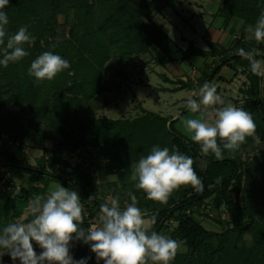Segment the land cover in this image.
<instances>
[{"label": "trees", "instance_id": "1", "mask_svg": "<svg viewBox=\"0 0 264 264\" xmlns=\"http://www.w3.org/2000/svg\"><path fill=\"white\" fill-rule=\"evenodd\" d=\"M166 4L173 6L174 1L9 0L3 9L9 19L8 34L27 25L34 27L37 40L46 34L52 35L51 39H46L45 51L59 54L69 61L70 67L52 79L53 89L44 101L56 118V135L50 153L45 155L46 149H43L35 164L20 158L12 149V143L23 135V131L2 117L1 110L7 99L0 94V229L7 225L9 208L13 218L20 215L30 196H46L51 181L76 190L81 200L93 196L81 227L87 229L93 217L97 220L103 202L91 194L95 192L89 169L83 163L71 164L63 156L64 152L73 153L90 146L93 154L107 155L110 164L121 171L149 154L154 145L168 147L170 151L176 146L182 154L193 159V168L203 184L202 192H197L190 185L182 186L171 194L166 204H161L147 199L142 190L134 187V182L126 184L129 193L137 197V206L142 211L146 210L148 217L156 215L151 231L169 233L171 238L183 241L186 246V250L178 252L170 264H264V153L254 154L242 167L243 152L258 137L264 136V105L259 97L264 77L250 71L247 59L239 54H228L225 48H216L213 43H210V49L198 47L193 42L186 47L180 46L153 19V13ZM220 9L226 20L236 16L244 21L239 28L240 37H243L246 28L255 24L264 10V0H220ZM70 10L75 17L74 31L71 29L73 41H57L54 38L57 14H69ZM79 29L80 34L77 35ZM115 43L140 50H147L149 45L156 44L161 49V53L154 57L156 63L168 60L178 62L196 54H221L213 64L204 63L196 81L172 80L164 76L165 80L178 83L173 88L197 90L209 82L222 65L235 67L237 63L241 64L247 70L249 79V97L241 107L253 116L255 138L247 137L238 150L231 153L224 150V158L216 159L211 153L202 155L200 146L175 127L176 118L169 114L144 107L141 114L131 118L96 116L81 111L79 103L68 100L66 93L91 96L103 89L102 84H98L101 66L110 46ZM251 44L256 45L264 57V42L255 44L253 40ZM38 89L35 86L32 88L33 97ZM71 168L72 174L66 171ZM21 172L28 173L34 183L18 187L11 196L10 179ZM6 173L10 179L4 178ZM240 191L243 204L235 195ZM209 199L217 205L223 204L229 214V220L225 222L217 218L216 221L224 225L221 229L207 228L187 210L193 204ZM126 200L131 202L129 194ZM171 220L175 221L172 228L169 227ZM249 232L251 240L246 242L245 235ZM69 251L75 260L88 258L86 264H104L103 260L97 261L95 254L88 252V244L81 241H71Z\"/></svg>", "mask_w": 264, "mask_h": 264}, {"label": "clouds", "instance_id": "2", "mask_svg": "<svg viewBox=\"0 0 264 264\" xmlns=\"http://www.w3.org/2000/svg\"><path fill=\"white\" fill-rule=\"evenodd\" d=\"M9 0H0V65L7 67L9 62H18L29 55L24 44H31L34 37L28 26L9 35L8 15L3 9ZM243 24L244 21H241ZM248 39L264 42V10L261 11L255 26L249 25ZM6 41V42H5ZM247 59L250 71L264 77V61L256 59L258 49L237 50ZM70 67L68 60L51 51L38 55L28 68V75L41 81H51L56 75ZM217 106V107H213ZM184 107L190 113H201L196 118H182L185 133L191 141L200 146L202 155L210 153L216 159L224 158V150L229 153L239 149L247 137L256 136V123L250 112L233 104H225L217 94L214 83L205 82L194 90L185 101ZM129 179L137 190H142L146 198L166 204L171 194L182 186H191L197 192L203 191V184L193 168V159L182 154L176 146H152L149 154L142 156L132 166ZM131 202L121 208L119 197H110L101 204L97 220L87 229L81 227L85 209L76 190L63 187L60 183L51 185L48 194L36 195L28 205L31 220L9 222L0 229V257L7 254L13 264H86L88 258L73 259L70 255V242L78 240L88 244L97 261L104 264H170L181 249L183 241L151 231L156 223V215L147 216L137 206V197L129 193ZM94 197L89 196L88 200ZM35 242L42 251L37 254Z\"/></svg>", "mask_w": 264, "mask_h": 264}, {"label": "rangeland", "instance_id": "3", "mask_svg": "<svg viewBox=\"0 0 264 264\" xmlns=\"http://www.w3.org/2000/svg\"><path fill=\"white\" fill-rule=\"evenodd\" d=\"M161 17L157 15L156 20L163 22V18ZM176 18L177 16L173 14L171 19L174 21ZM57 21L55 40L73 41L71 31H74L75 17L72 10H70L69 14L59 12L57 14ZM175 22L180 21L176 20ZM164 24L166 30L177 39V31L169 28L167 21ZM28 31L34 37L31 44L23 45L29 55L18 62H9L7 67L0 65V94L1 97L7 99L1 110V115L6 122L17 126L23 131V135L12 143L14 152L20 158L35 164L38 162L43 149H46L45 155L50 153L49 150L52 146L53 138L56 135L55 125L57 122L55 116L49 110V106L44 103L53 89V81L46 80L37 84L35 78L28 75V68L31 62L45 51L46 39H51L53 36L46 34L37 40L34 27L29 26ZM178 31L180 30L178 29ZM13 33L15 32L10 31V35ZM79 34L80 29L77 31V35ZM160 53L161 49L156 44L149 45L147 50H140L119 43L112 44L99 74L98 84H102L103 89L91 96H85L83 93L78 92H68L66 93V98L79 103L80 110L86 113L111 118H131L142 113L141 102L136 97L137 92H139L143 94L141 96L145 101L142 104L146 108L163 114L170 112L175 114L174 117L178 116L175 120V126L185 133L181 122L182 118H196L206 113L208 109L204 110L202 108L201 113H190L184 107L185 103L183 101L175 104L171 103L174 101L175 96L180 95L182 92L173 94L153 86V84L158 85L161 81L159 73H155L154 77L153 73L155 70L156 72H167L172 75L174 67L185 69L189 65L188 61H183L178 64H172V62L156 64L154 57ZM0 58H2V55H0ZM69 73L71 74L72 71H69ZM191 73L193 74V71ZM145 81L149 84L145 87H138L139 84L142 85ZM166 85H169V83ZM34 86L36 89H39L33 97L32 88ZM146 93L147 95H145ZM257 147L253 150L247 149L242 154L244 160L243 168L245 167L246 161L254 154L264 153V136L257 141ZM91 150L90 146H85L77 149L73 153L64 152L63 156L71 164L83 163L84 166L88 167L90 175L94 180L93 187L95 193H91L92 195L97 196L103 203L110 197H119L121 208L125 207L127 204L126 195L129 194L126 184L131 181L129 179L131 168L135 164L125 170L117 171L110 164L107 155L93 154ZM66 171H69L71 174L73 173L72 168ZM5 179L10 178L6 176ZM33 183L34 181L30 179L29 174L26 172L14 175L10 179L9 189L12 190L11 196H14V193L19 189L18 187L29 186ZM55 183L58 182L51 181L49 183L46 195L48 194L50 186ZM61 185L66 187L63 184ZM235 195L239 203L243 204L241 191ZM34 197L33 195L29 197L28 203L22 208L21 214L14 218L11 215V208H9L7 213L8 217L6 216V224L16 220H24V222L31 220L32 217L28 214V205ZM81 203L84 205L85 214L87 215L89 211L88 205L91 203V200H88V197H86L81 200ZM187 210L193 213L209 229H221L224 226L223 223L216 221L217 218L223 221L229 220V214L225 206L223 204H215L212 199L205 200L201 204H193ZM95 219L93 217L92 222H96ZM174 225L175 221L171 220L169 227L172 228ZM250 240L251 234L249 232L245 235V241L249 242ZM32 243L34 250L38 251L37 254H39L40 247L34 241ZM0 264H13V261L9 255L5 254L3 257H0ZM15 264H20L19 260Z\"/></svg>", "mask_w": 264, "mask_h": 264}, {"label": "crops", "instance_id": "4", "mask_svg": "<svg viewBox=\"0 0 264 264\" xmlns=\"http://www.w3.org/2000/svg\"><path fill=\"white\" fill-rule=\"evenodd\" d=\"M173 1V6L170 4H166L156 10L153 13V19L162 27V29L169 35V37L176 41L180 46L186 47L190 42H193L198 47H201L203 49H210V43H213L215 44L216 48H225L228 54H238L237 50L241 48H243L245 51L251 50L252 48H256L259 52V55L256 56V59L264 61V57L260 54L261 50L256 45L251 44L254 39L250 40L247 38L250 33L245 31L243 33V37H240L239 28L241 24V19L239 17L233 16L229 20H226L225 15L220 9V0ZM167 9L168 11L165 12V10ZM173 14L177 16L176 20H179L180 22H175L176 20L173 21L171 19ZM157 15L162 16L161 18H163V22H158L156 20ZM166 21L169 23V28L175 29L177 31V39L174 38V36L166 30L164 24ZM179 25L181 26L179 27ZM252 26L254 27L255 24H253ZM178 29L180 31H178ZM255 44H257L256 41ZM220 56L221 54L213 52L206 56L199 54L192 55L190 58L183 59L178 62L174 60H168L164 63H156L166 64L172 62V64H178L182 63L183 61H188L189 65L185 69H178L177 67H174L172 75L168 74L167 72H156L155 70L153 73L154 77L155 73H159L162 77L161 78L159 76L162 82L160 81L158 85L153 84V86L160 88L161 90H166L167 92L173 94H177V92H182L180 95H176L174 101H172L171 103L175 104L180 101H183L185 103L187 97L191 95V93L196 89L190 87L173 88L177 86L178 83H174L170 80H165L164 76L172 80L176 78H181L183 80L192 79L193 81H196V78L201 75V70L203 69L204 63L213 64L214 61H216ZM191 71H193V74H190ZM209 82L214 83L216 85L217 94L223 97L225 104L230 103L237 107H241L244 101L249 97L247 93L249 84L247 70L244 69V67L239 63H237L235 67H231L226 64L222 65L219 71L211 78ZM167 83H169V85H166ZM147 84L149 83L145 81V83H143L142 85L139 84L138 87H145ZM141 95L143 94L137 92L136 97L141 102V106L146 108L142 104V102H144L145 100ZM145 95H147V93ZM259 97L261 103L264 105V81H262L261 83ZM212 110V108H209L208 111L204 113L205 118H207V113L211 112ZM167 114L171 115L172 118H178V116L174 117L175 114L173 113L169 112ZM179 131L182 132L181 130ZM182 133L189 138V136L186 135L184 132ZM261 137H258L252 145L246 148V150H253L258 148L257 141ZM164 235L170 237L169 233H166ZM185 250L186 246L182 244L181 249L178 252H184ZM88 252L93 253L89 245Z\"/></svg>", "mask_w": 264, "mask_h": 264}, {"label": "built area", "instance_id": "5", "mask_svg": "<svg viewBox=\"0 0 264 264\" xmlns=\"http://www.w3.org/2000/svg\"><path fill=\"white\" fill-rule=\"evenodd\" d=\"M244 153H245V151L243 152V154H244ZM6 176L8 177V173L4 174V178H6ZM9 186H10V185H9ZM92 223H95V222H91L90 225H91Z\"/></svg>", "mask_w": 264, "mask_h": 264}]
</instances>
